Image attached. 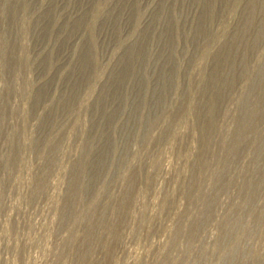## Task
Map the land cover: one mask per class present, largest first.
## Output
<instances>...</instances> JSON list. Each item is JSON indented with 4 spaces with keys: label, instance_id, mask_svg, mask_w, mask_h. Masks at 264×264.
<instances>
[{
    "label": "rangeland",
    "instance_id": "374dc122",
    "mask_svg": "<svg viewBox=\"0 0 264 264\" xmlns=\"http://www.w3.org/2000/svg\"><path fill=\"white\" fill-rule=\"evenodd\" d=\"M0 264H264V0H0Z\"/></svg>",
    "mask_w": 264,
    "mask_h": 264
}]
</instances>
